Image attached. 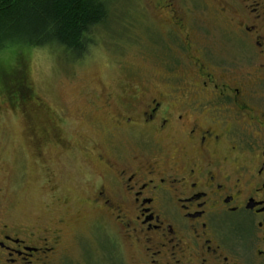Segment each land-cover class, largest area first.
<instances>
[{"label":"flooded vegetation","instance_id":"af4514ba","mask_svg":"<svg viewBox=\"0 0 264 264\" xmlns=\"http://www.w3.org/2000/svg\"><path fill=\"white\" fill-rule=\"evenodd\" d=\"M163 1L157 13L169 33L151 43L173 59L143 82L142 94L136 88L105 103L108 118L96 123L102 141L88 137L74 149L49 121L48 147L54 140L87 162L77 194L64 180L45 181L56 227L0 187V264H118L121 236L132 264H264V0H241L231 21L220 0L216 14L231 32L222 43L233 48L221 59L210 29ZM73 212L108 223L102 257L81 246L77 259L71 255L64 227Z\"/></svg>","mask_w":264,"mask_h":264},{"label":"rangeland","instance_id":"374dc122","mask_svg":"<svg viewBox=\"0 0 264 264\" xmlns=\"http://www.w3.org/2000/svg\"><path fill=\"white\" fill-rule=\"evenodd\" d=\"M172 1L180 6L193 23H202L203 27L210 29L208 37L212 49L216 51L214 56L221 59L226 55V51H222L228 49L222 43L223 40L227 41L223 33L230 35L231 32L225 21L218 19L216 14L223 0ZM224 1L230 6L228 11L231 12H228L227 17L231 21L241 0ZM164 2L114 0L110 25L95 32V42L90 52L77 62L66 59L61 50L49 48H22L0 56V87H5L3 84L8 79V71L17 69L14 63L23 59L22 74L26 84L21 91V87L12 83L10 87L13 91L3 90L0 93V187L6 192L10 191L8 201H14L15 204L23 201L25 206L30 204L36 219L42 218L52 224L51 227H56V215H50L55 213L56 206L54 211H48L51 191L45 181L61 183L64 180L68 191L77 194L82 191L80 186L78 189V183L86 174L87 162L80 154L77 156L76 151L73 153L76 158L70 152L64 153L54 140L48 147L49 121L56 128L60 124L62 137L69 141L67 144L75 145L74 149L88 137L102 141L96 123L108 118L105 103L111 97V102H118L120 97L132 95L136 88L138 95L142 94L143 82L157 80L161 75V62L173 59L174 53L165 50L160 53L156 51L160 46L155 50L151 43L156 36L163 43V37L166 39L169 33L164 28L166 19L157 13ZM173 8L177 6L173 5ZM231 53L233 48L229 47L228 54ZM199 58H202L201 54ZM181 60L184 61L183 57ZM19 90L30 98L26 100L16 95ZM62 112L66 113V125L60 122ZM33 131L37 134L36 141L43 142L41 155L37 154L38 148L33 145ZM89 188L85 192H89ZM65 216L68 225L65 224L64 237L67 245L74 247L71 255L77 259L82 252L81 246L82 249L86 247L89 253L92 251L91 257L96 258L99 255L97 247L109 241L106 220L96 213L73 212ZM98 216L102 218L100 228L95 222ZM121 237L117 251L122 263L118 264H132V253ZM104 263L110 264L109 259L106 258Z\"/></svg>","mask_w":264,"mask_h":264},{"label":"trees","instance_id":"16d2710c","mask_svg":"<svg viewBox=\"0 0 264 264\" xmlns=\"http://www.w3.org/2000/svg\"><path fill=\"white\" fill-rule=\"evenodd\" d=\"M113 1L0 0V56L22 48H49L61 50L72 62L80 61L90 52L95 32L110 25ZM23 60L8 71L0 93L13 91L12 83L24 90ZM21 91L16 95L30 98Z\"/></svg>","mask_w":264,"mask_h":264}]
</instances>
